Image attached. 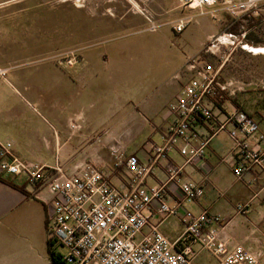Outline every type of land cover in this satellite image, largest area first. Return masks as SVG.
<instances>
[{"label": "crops", "instance_id": "0c3cea01", "mask_svg": "<svg viewBox=\"0 0 264 264\" xmlns=\"http://www.w3.org/2000/svg\"><path fill=\"white\" fill-rule=\"evenodd\" d=\"M74 1L78 10L87 14L89 22L120 31L90 36L87 43L96 46L81 49L79 62L71 67L16 70L14 66H0V71L5 73L0 74V142H10L13 153L27 162L51 167L59 164L68 172L80 164L91 163L111 184L127 191L130 186L125 166H115L109 150L113 139L118 138L126 155L136 156L141 164L154 158L155 148L164 145L167 132L175 122L168 106L180 94L186 80H175L173 76L185 63L168 71L165 67L171 65L165 63L158 71L153 60L145 55L91 51L154 33L152 25L174 24L179 20L175 18L176 10L182 8L177 0ZM142 10L148 13L151 22ZM230 57L225 63L224 58L217 59L216 65L224 63L220 75L224 82L234 79L229 78V68L235 56ZM9 62L4 63L9 65ZM252 72L254 81L247 85L254 86L251 94L256 99L264 91V69L254 68ZM256 87L263 91H257ZM227 109L238 110L229 104ZM261 111H255L259 118L246 113L253 116L264 133ZM214 113L217 120L224 119L218 109ZM230 129L228 126L212 137L206 147L204 159L211 168L209 173L186 164V157L180 154L183 143L179 142L159 159L146 185L163 184L168 178L169 165L183 167V180L204 186L203 196L186 204L185 209L194 215L206 211L220 216L228 244L242 245L264 263V174L253 169L240 179L234 176ZM210 130L209 124L198 126L199 138L203 139ZM3 178L17 188L0 181V264H52L46 220L51 195L23 177ZM166 201L173 204L174 198L168 194ZM245 203L250 205L246 218L237 211V206ZM151 220L160 221L154 213ZM171 222L179 226L175 239L184 227L176 219L160 225L161 232L173 241L166 231ZM194 249L199 248L194 246ZM200 256L215 264L205 252L199 254L198 264H206L198 262Z\"/></svg>", "mask_w": 264, "mask_h": 264}, {"label": "built area", "instance_id": "2783aa9c", "mask_svg": "<svg viewBox=\"0 0 264 264\" xmlns=\"http://www.w3.org/2000/svg\"><path fill=\"white\" fill-rule=\"evenodd\" d=\"M22 1L25 0L8 2ZM177 1L182 9L221 7L229 15L248 18L258 16L264 4L263 0ZM141 13L151 22L146 11ZM189 24L188 19L178 20L175 33H182ZM152 29L155 31L156 26L152 25ZM245 36L246 33L236 36L223 32L214 39L218 46H209L206 52L215 55L219 46L228 50L234 47L227 55L217 57L224 58L225 63L236 48L235 41ZM71 57L75 59L74 55ZM224 63L213 65L202 58H192L173 76L175 80L184 78L186 83L168 106L175 122L167 132L164 145L155 148V156L149 163L141 164L136 156L126 155L120 141L110 146L115 166L124 165L128 173L127 191L111 184L91 163L80 164L68 172L59 164L51 167L27 162L13 153L10 142H0V177H23L51 195L46 219L48 235L61 264H198L201 252L212 257L215 264H264L242 245L228 244L220 216L206 211L194 215L185 209L186 204L203 196L204 186L183 180V167L169 165L168 178L163 184L146 185L159 159L179 142L183 143L180 154L186 157V164L209 173L211 168L204 159L206 147L212 137L228 126L233 142L234 176L240 179L253 169L264 174V133L248 113L227 109V99H233L237 89L232 82L222 81ZM67 64L73 63L69 60ZM0 74L5 75L4 71ZM215 103H220V107ZM214 109L223 115V120L216 119ZM203 124H209L211 130L200 139L197 127ZM168 194L174 198L173 204L167 203ZM249 206V203L239 204L237 211L247 215ZM152 213L158 216L159 223L152 222ZM171 219L184 227L183 233L173 241L160 230V225ZM57 244L66 254L56 252ZM194 246L199 249L196 251Z\"/></svg>", "mask_w": 264, "mask_h": 264}, {"label": "rangeland", "instance_id": "374dc122", "mask_svg": "<svg viewBox=\"0 0 264 264\" xmlns=\"http://www.w3.org/2000/svg\"><path fill=\"white\" fill-rule=\"evenodd\" d=\"M8 1L10 0H0V3ZM77 5L74 0H25L0 6V66H14L16 70L71 67L79 62L78 53L81 49L96 46L87 43L90 36L94 38L100 33L120 31L119 28H104L97 26L94 21L89 22L87 14L79 11ZM259 9V15L250 18L229 15L221 7H206L203 10L179 9L176 10L175 18L190 20V24L180 34L174 31L177 22L168 26L161 23L156 25L155 31L151 27L154 33L141 34L139 38H131V42L121 45L98 46L91 52L145 55L153 60L155 70L158 71L164 68L165 63H170L169 68L165 67L168 71L172 67L179 68L187 59L192 58H202L215 65L217 57L225 53L227 55L234 47L228 50L219 46L215 55L209 54L206 52L209 46H218L214 39L223 32L236 36L246 33L243 40L238 38L239 41H235L236 48L230 59L232 56L235 58L230 61L229 68V78L234 79L228 82H232L237 89L233 98L235 103L238 101L245 111L259 118L255 111L262 113L258 105L264 93L254 99L251 94L254 86L247 85L254 81V68L264 69V60L261 58L264 57V4ZM73 55L75 59L71 57ZM5 60H10V64L4 63ZM69 60L72 65L67 64ZM257 89L259 92L263 91L261 88ZM228 104L235 107L231 101ZM115 141L120 140L113 139V143ZM248 219L254 221L253 217ZM178 228L177 222H171L167 226L166 231L171 239L179 234ZM55 248L57 253L66 254V250L58 244ZM205 259L206 257L200 256L198 262L213 264Z\"/></svg>", "mask_w": 264, "mask_h": 264}, {"label": "trees", "instance_id": "16d2710c", "mask_svg": "<svg viewBox=\"0 0 264 264\" xmlns=\"http://www.w3.org/2000/svg\"><path fill=\"white\" fill-rule=\"evenodd\" d=\"M227 101H231L232 103H234L235 104L234 106L238 110L246 112L242 107L238 106L237 103H235L234 99H227ZM215 104H216L217 107H220V103H215ZM258 106H259V108H261V110L264 111V96H263V98H262V100H261V102L259 103ZM0 181H2L3 183H5V184H7V185H9V186H11L13 188H17V186L14 185L13 182H11V181L3 178V177H0ZM48 255H49V259H50L52 264H61V262L59 261V258L56 256V254L54 252V243L51 240L48 241Z\"/></svg>", "mask_w": 264, "mask_h": 264}, {"label": "bare ground", "instance_id": "6f19581e", "mask_svg": "<svg viewBox=\"0 0 264 264\" xmlns=\"http://www.w3.org/2000/svg\"><path fill=\"white\" fill-rule=\"evenodd\" d=\"M135 8H137V9H138V7H135ZM138 11H139V9H138ZM254 52H258V50H254Z\"/></svg>", "mask_w": 264, "mask_h": 264}]
</instances>
